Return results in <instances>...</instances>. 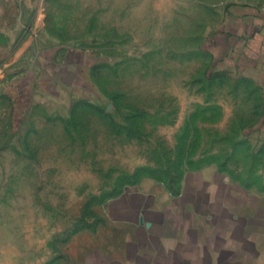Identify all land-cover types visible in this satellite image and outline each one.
Listing matches in <instances>:
<instances>
[{"label":"rangeland","instance_id":"obj_1","mask_svg":"<svg viewBox=\"0 0 264 264\" xmlns=\"http://www.w3.org/2000/svg\"><path fill=\"white\" fill-rule=\"evenodd\" d=\"M245 1L0 0V264H176L122 252L156 188L187 264H264V84L215 54Z\"/></svg>","mask_w":264,"mask_h":264},{"label":"crops","instance_id":"obj_2","mask_svg":"<svg viewBox=\"0 0 264 264\" xmlns=\"http://www.w3.org/2000/svg\"><path fill=\"white\" fill-rule=\"evenodd\" d=\"M215 54L218 58L231 57L243 69L250 71L246 73L255 76L264 84V0L237 2L228 8L225 21L219 26V32L215 35ZM140 191L139 189L138 192ZM169 192L173 194L171 190ZM159 193L157 188L146 192L154 203L153 206L147 208L148 215L145 220L141 213H137L141 208L136 202L137 196L135 199L131 198L130 202L125 203V206L121 205L115 208V211H118L119 216L125 222L132 224L134 219L137 220L139 217V224H144L147 233L152 232L146 237V240H137L139 237L135 231L134 238L129 239L125 236L127 238L122 241L121 245L124 257L129 260L127 254L132 250H137L141 253L146 251L147 255L140 256L143 259L159 256L160 258L174 259L176 264H187L185 260L192 258L203 260L206 257L205 254L209 255V251L212 250V247L208 246L211 245L210 242L205 243L202 236H189L186 229L175 227L171 223L172 219L164 218L161 208L157 206L162 204ZM179 193H176L177 198L181 195ZM178 199L174 200V206L176 203L182 202L181 197ZM197 222L199 225L200 222L202 223L201 220H197ZM180 225L185 226V224ZM196 228H198L197 225ZM123 230H126L127 233L131 231L130 228ZM231 256L230 251L215 247V264H228L231 259H234Z\"/></svg>","mask_w":264,"mask_h":264}]
</instances>
